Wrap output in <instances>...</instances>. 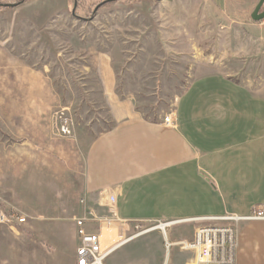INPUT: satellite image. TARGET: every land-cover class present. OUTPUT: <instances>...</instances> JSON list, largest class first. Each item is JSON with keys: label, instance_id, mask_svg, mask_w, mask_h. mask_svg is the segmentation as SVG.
Here are the masks:
<instances>
[{"label": "crops", "instance_id": "crops-1", "mask_svg": "<svg viewBox=\"0 0 264 264\" xmlns=\"http://www.w3.org/2000/svg\"><path fill=\"white\" fill-rule=\"evenodd\" d=\"M106 1L0 0V20L10 19L0 26V50L14 61L11 42L23 25L49 28L60 20L80 18L78 10L100 8ZM160 1L167 7L161 19L173 26L161 27L164 48L201 50V35L219 34L223 40L213 47L223 51V57L210 53L198 61L209 69L194 75L178 96L174 126L163 122L169 113L146 117L134 98L122 95L114 58L95 60L109 126L86 147L83 211L91 207L99 216L127 222L249 214L264 205V19L251 17L260 0ZM169 35L176 36L174 48ZM186 36L191 42L186 43ZM18 60L27 65L22 57ZM198 224L169 227L175 245L167 257L164 239L160 242L158 264L192 259L194 253L178 242L192 239ZM73 233L70 258L75 264L76 227ZM237 264H264V220L240 223Z\"/></svg>", "mask_w": 264, "mask_h": 264}, {"label": "rangeland", "instance_id": "rangeland-1", "mask_svg": "<svg viewBox=\"0 0 264 264\" xmlns=\"http://www.w3.org/2000/svg\"><path fill=\"white\" fill-rule=\"evenodd\" d=\"M94 8H82L80 18L49 28L23 25L11 42L14 61L0 50V215L9 218L0 222V264H72L74 217L84 206L86 147L109 126L96 59L114 58L119 91L134 98L146 117H154L172 113L189 80L209 69L198 65L200 59L210 53L223 57L213 47L223 40L219 34L201 35V50L164 48L161 27L173 26L161 19L167 7L160 0H115ZM7 21L0 20V26ZM65 116L73 125L70 136L59 132ZM156 225L138 221L105 230L114 245L121 236L141 234L105 263L158 264L163 234L144 233Z\"/></svg>", "mask_w": 264, "mask_h": 264}, {"label": "built area", "instance_id": "built-area-1", "mask_svg": "<svg viewBox=\"0 0 264 264\" xmlns=\"http://www.w3.org/2000/svg\"><path fill=\"white\" fill-rule=\"evenodd\" d=\"M163 122L168 126H174L173 113L164 117ZM59 132L65 136L73 134V125L69 117L62 118ZM81 203L85 205L86 199L83 198ZM6 220L9 218L1 214L0 222ZM254 220H264V205L255 206L245 215L228 213L224 216L158 221L155 228L163 234L165 254L168 257L175 245L168 235L169 227L182 222H199L194 228L192 239L178 242L181 249L194 253L192 260L195 264H237L239 225L241 222ZM74 223L78 238L75 264H106L105 261L117 249L116 245L108 243V236L104 231L112 230L116 225L123 227L129 222L117 217L99 216L95 214L93 208L85 207L82 215L74 217ZM134 236L136 235L121 236L120 242H126Z\"/></svg>", "mask_w": 264, "mask_h": 264}, {"label": "water", "instance_id": "water-1", "mask_svg": "<svg viewBox=\"0 0 264 264\" xmlns=\"http://www.w3.org/2000/svg\"><path fill=\"white\" fill-rule=\"evenodd\" d=\"M111 1V0H108ZM6 6H13L15 4H5ZM264 5V0H260V2L258 3V5L256 6V8L254 9L251 17L253 20L255 21H261L264 19V10L261 11L262 7ZM99 5L95 8V12L98 10Z\"/></svg>", "mask_w": 264, "mask_h": 264}, {"label": "bare ground", "instance_id": "bare-ground-1", "mask_svg": "<svg viewBox=\"0 0 264 264\" xmlns=\"http://www.w3.org/2000/svg\"><path fill=\"white\" fill-rule=\"evenodd\" d=\"M106 204H107V203H106ZM155 230H156V228L154 227V228H151V229L147 230V231L144 232V233L152 232V231H155ZM144 233H142V234H144ZM140 235H141V234L136 235V236H134L133 238L127 240L126 242H122V243L117 244V245H116V249H118V248L122 247L123 245L127 244L128 242L134 240L135 238H137V237L140 236ZM188 264H195V262L191 259L190 262H188Z\"/></svg>", "mask_w": 264, "mask_h": 264}, {"label": "trees", "instance_id": "trees-1", "mask_svg": "<svg viewBox=\"0 0 264 264\" xmlns=\"http://www.w3.org/2000/svg\"><path fill=\"white\" fill-rule=\"evenodd\" d=\"M114 3H115V1H106V2H104V3H102L100 5V8H102V7H108V6H110V5L114 4Z\"/></svg>", "mask_w": 264, "mask_h": 264}]
</instances>
